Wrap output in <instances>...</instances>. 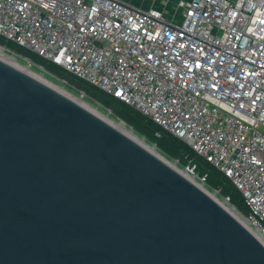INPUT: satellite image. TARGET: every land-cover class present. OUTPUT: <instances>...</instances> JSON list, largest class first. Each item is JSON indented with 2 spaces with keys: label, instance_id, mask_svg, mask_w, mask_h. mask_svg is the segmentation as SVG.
<instances>
[{
  "label": "water",
  "instance_id": "95a60500",
  "mask_svg": "<svg viewBox=\"0 0 264 264\" xmlns=\"http://www.w3.org/2000/svg\"><path fill=\"white\" fill-rule=\"evenodd\" d=\"M0 264H264V244L173 167L0 59Z\"/></svg>",
  "mask_w": 264,
  "mask_h": 264
},
{
  "label": "built area",
  "instance_id": "2783aa9c",
  "mask_svg": "<svg viewBox=\"0 0 264 264\" xmlns=\"http://www.w3.org/2000/svg\"><path fill=\"white\" fill-rule=\"evenodd\" d=\"M174 7L167 20L126 0H0V36L186 143L242 194L239 218L264 237V0ZM184 170L205 184L195 164Z\"/></svg>",
  "mask_w": 264,
  "mask_h": 264
},
{
  "label": "trees",
  "instance_id": "16d2710c",
  "mask_svg": "<svg viewBox=\"0 0 264 264\" xmlns=\"http://www.w3.org/2000/svg\"><path fill=\"white\" fill-rule=\"evenodd\" d=\"M0 47L7 48L14 54L29 59L32 63L44 68L55 78L65 81L68 87L97 101L115 117L123 121L128 127H131L135 133L154 143L159 150L172 159H175L182 166L187 165L189 162L195 164L196 172L199 175H206L205 184L207 186L217 190L221 195L228 198L230 203L234 205L238 211L244 214L247 212V206L242 194L228 178L206 162L205 159L195 154L186 143L163 130L149 118L112 95L77 78L51 61L7 41L1 36Z\"/></svg>",
  "mask_w": 264,
  "mask_h": 264
},
{
  "label": "rangeland",
  "instance_id": "374dc122",
  "mask_svg": "<svg viewBox=\"0 0 264 264\" xmlns=\"http://www.w3.org/2000/svg\"><path fill=\"white\" fill-rule=\"evenodd\" d=\"M128 2H131L132 4L136 5L139 8L142 9H146L149 6H154L157 7V9H159L160 11H162V15L165 19L170 20L171 17L175 14V2L177 0H126ZM179 17L176 16L174 22L178 23L179 22ZM2 49H4L5 51L9 52L11 55L15 56L16 58H18V62L23 65V66H30V71H32V73H34L37 76L42 77L43 79H45L46 81H48L49 83H52L53 85L65 90L67 93H70L72 95H74L76 98L80 97L83 98V100L89 104L90 106L92 105V107H96L95 109L100 110V112H102L103 114L109 115L110 117L121 121L120 119H118L117 117H115L108 109H106L105 107H103L100 103H98L97 101L93 100L92 98L86 96L85 94H83L84 96H82V94L80 92H78L77 90L68 87L67 85H65L63 82H61L60 80H58L57 78H55L52 74H50L48 71H46L44 68H40L38 65L31 63V61L29 59H26L24 57L21 58V56H17L16 54H14L12 51H10L7 48H3L0 47ZM32 64V65H31ZM33 66V67H32ZM109 113V114H108ZM128 127V126H127ZM130 128L132 131H134L131 127ZM135 132V131H134ZM140 138H143L145 140V142L150 145V146H155L157 148V146L146 140L143 136H140L139 134H137ZM158 151H160L164 156H166L168 158V160L170 162H172L175 166H177V168L179 170H181L182 172L184 171V173L186 174L185 170H184V166H182L181 164H179V162H177L175 159H172L171 157L167 156L165 153H163L161 150H159L157 148ZM187 175V174H186ZM194 181L197 184H200V186H203L204 188H206L210 193H213L214 195L217 196V198L225 203L226 206L229 207H233L234 211L236 212L237 216H244L245 214L238 211L236 209V207L234 205H232L230 203V201L227 200L226 197H224L223 195H221L217 190L210 188L209 186H207L206 184L201 183L198 179L194 178Z\"/></svg>",
  "mask_w": 264,
  "mask_h": 264
},
{
  "label": "bare ground",
  "instance_id": "6f19581e",
  "mask_svg": "<svg viewBox=\"0 0 264 264\" xmlns=\"http://www.w3.org/2000/svg\"><path fill=\"white\" fill-rule=\"evenodd\" d=\"M22 58V57H21ZM0 59L7 62L8 64H11L21 70L26 71L27 73L33 75L34 77H36L37 79H40L44 82H46L47 84H49L50 86H52L53 88H55L56 90L61 91L62 93H64L65 95H67L69 98H71L72 100H74L75 102L79 103L80 105H82L83 107H85L86 109H88L89 111H91L92 113L96 114L98 117H100L101 119H103L105 122H107L108 124H110L112 127H114L116 130L120 131L122 134L126 135L127 137H129L130 139H132L133 141H135L136 143H138L139 145H141L142 147H144L146 150H148L149 152H151L152 154H154L155 156H157L159 159L163 160L165 163H167L169 166L173 167L175 170H177L179 173H181L183 176H185L187 179H189L191 182H193L194 184H196L199 188H201L207 195H209L211 198H213L218 204H220L223 208H225L230 214H232L234 217H236L251 233H253L255 235V237L262 243L264 244V237L260 236L259 234H257L254 230H252L248 224L246 223V221L242 220L241 218H239L236 214V212L234 211L233 207H229L226 206L225 203L221 202L216 195H214L213 193H210L206 188H204L203 186H200V184H197L194 181V178L186 175L184 173V171L182 172L181 170H179L177 168V166H175L172 162H170L168 160V158L166 156H164L160 151L157 150V148L155 146H150L148 145L145 140L143 138H140L137 133H135L134 131H132L130 128L127 127V125L123 122V121H119L116 120L112 117H110L109 115L103 114L102 112H100V110L95 109L96 107H92V105L90 106L89 104H87L83 98L80 97H75L74 95L67 93L65 90L53 85L52 83H49L48 81H46L45 79H43L40 76L35 75L34 73H32V71H30V66H23L18 62V58H16L15 56L11 55L9 52L5 51L4 49L0 48ZM32 63V62H31ZM32 65V64H31ZM33 67V66H32ZM109 114V113H108Z\"/></svg>",
  "mask_w": 264,
  "mask_h": 264
}]
</instances>
